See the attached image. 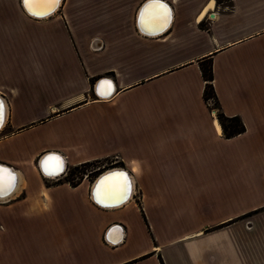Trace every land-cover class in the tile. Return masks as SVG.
<instances>
[{
    "label": "crops",
    "instance_id": "obj_1",
    "mask_svg": "<svg viewBox=\"0 0 264 264\" xmlns=\"http://www.w3.org/2000/svg\"><path fill=\"white\" fill-rule=\"evenodd\" d=\"M28 2L0 0V165L21 184L0 201V264H264V0ZM111 169L132 182L115 209L92 198Z\"/></svg>",
    "mask_w": 264,
    "mask_h": 264
},
{
    "label": "bare ground",
    "instance_id": "obj_2",
    "mask_svg": "<svg viewBox=\"0 0 264 264\" xmlns=\"http://www.w3.org/2000/svg\"><path fill=\"white\" fill-rule=\"evenodd\" d=\"M41 3H42V7L44 8V12L37 14L36 11L30 8L31 10H29V12L33 16L44 17V16L51 14L59 6L60 0H59V3H50V2L43 3V0L42 2H40V4ZM38 15H42V16H38ZM102 89H104V91ZM112 93H113V83L111 81H104L99 85V88H98V94L100 95L99 97L105 98V97L110 96ZM0 103L3 104V101L1 99H0ZM3 122H4V119H3ZM1 127L2 125H0V128ZM42 159L43 158H41L38 163L42 176L49 178V179H55L59 177L58 174H60L61 172L63 173L65 169V163L61 156L57 154H50L46 158H44V160ZM0 170H2L0 171V177H2V181H3L2 183H0V201H4V200L11 198L12 196H14V194L17 191H19L20 179L18 175L15 172H13L11 169L0 166ZM119 171L120 170L118 169L117 172H115V174H112L111 176H109V178H106L105 180H103L98 185V188L95 190V192L92 188L93 190L92 198L94 202L98 204L99 206L113 207L109 209H115V208H118L124 205L130 199L132 195L131 178L129 177L127 172L125 171L119 172ZM101 175L103 176L106 175V172ZM125 176L127 177V181L124 179ZM9 183H11L12 185L11 187L9 186ZM95 183L96 181L94 182L93 187ZM116 233L117 234L114 236L115 242L113 243H118L120 240L121 232L118 230Z\"/></svg>",
    "mask_w": 264,
    "mask_h": 264
},
{
    "label": "trees",
    "instance_id": "obj_3",
    "mask_svg": "<svg viewBox=\"0 0 264 264\" xmlns=\"http://www.w3.org/2000/svg\"><path fill=\"white\" fill-rule=\"evenodd\" d=\"M201 70H202L203 78L207 82L206 87L204 89L203 98L205 101H208L209 99H213L216 105H218L216 101V96L214 94L213 86L211 84L213 79L211 69L209 66L206 67V64H204L202 65ZM217 117L222 127L223 134L226 138L235 137L245 131V128L242 125L239 118L237 117L227 118L222 113H219ZM68 181H70V178L68 179Z\"/></svg>",
    "mask_w": 264,
    "mask_h": 264
},
{
    "label": "rangeland",
    "instance_id": "obj_4",
    "mask_svg": "<svg viewBox=\"0 0 264 264\" xmlns=\"http://www.w3.org/2000/svg\"><path fill=\"white\" fill-rule=\"evenodd\" d=\"M209 65L206 64V67H208ZM208 104L210 106V109L215 113V114H219L218 111V106L216 105L215 101L213 99H209L208 100ZM106 164H108L107 162H93V163H89V164H85L82 165L81 167H79L77 170L71 171L70 172V178L74 179V182H79L82 178L84 174H87L89 172H92L97 169V168H101L102 166H105ZM40 171V169H39ZM41 173V172H40ZM91 173V174H92ZM42 176V174H41ZM43 178H45L44 176H42ZM92 178V177H91ZM49 179V178H46ZM96 181V180H95ZM94 181V182H95Z\"/></svg>",
    "mask_w": 264,
    "mask_h": 264
},
{
    "label": "water",
    "instance_id": "obj_5",
    "mask_svg": "<svg viewBox=\"0 0 264 264\" xmlns=\"http://www.w3.org/2000/svg\"><path fill=\"white\" fill-rule=\"evenodd\" d=\"M211 17H214L213 16V14H211ZM104 81H108V80H102V81H100L97 85H96V87H95V93H96V95H98V96H100L99 94H98V88H99V85L102 83V82H104ZM50 155V154H49ZM48 156V155H47ZM47 156H45V157H43V159L42 160H44V158H46ZM1 166V165H0ZM4 167V166H3ZM7 168V167H6ZM9 169V168H8ZM117 170L118 169H111V170H108V171H105L106 172V175H99L98 177H97V179H96V183H95V185H94V187H93V190H94V192H95V190L98 188V185L103 181V180H105L106 178H109V176H111L112 174H115V172H117ZM105 172H103V173H105ZM119 172H124L123 170H120ZM62 173V172H61ZM60 173V174H61ZM102 173V174H103ZM60 174H58V175H60ZM127 187V186H126ZM125 187V188H126ZM127 189V188H126ZM92 190V191H93ZM104 208H113V207H104Z\"/></svg>",
    "mask_w": 264,
    "mask_h": 264
},
{
    "label": "snow or ice",
    "instance_id": "obj_6",
    "mask_svg": "<svg viewBox=\"0 0 264 264\" xmlns=\"http://www.w3.org/2000/svg\"><path fill=\"white\" fill-rule=\"evenodd\" d=\"M43 2H50V3H59V0H43ZM159 3V0H157ZM25 7H28V0H25ZM164 22L167 21V13L164 14L163 17ZM3 119H4V106L2 103H0V125L3 124ZM2 171V170H0ZM124 179L127 181V177L125 176ZM2 177H0V183H2ZM9 186L11 187V183H9Z\"/></svg>",
    "mask_w": 264,
    "mask_h": 264
},
{
    "label": "built area",
    "instance_id": "obj_7",
    "mask_svg": "<svg viewBox=\"0 0 264 264\" xmlns=\"http://www.w3.org/2000/svg\"><path fill=\"white\" fill-rule=\"evenodd\" d=\"M99 170V168H97L95 171ZM94 172V171H93ZM92 172H89L87 174H84L83 175V178L82 179H87V177L91 174Z\"/></svg>",
    "mask_w": 264,
    "mask_h": 264
}]
</instances>
